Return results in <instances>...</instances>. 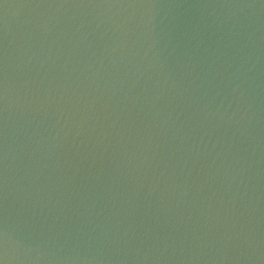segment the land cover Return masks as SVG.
Wrapping results in <instances>:
<instances>
[{
  "label": "water",
  "instance_id": "obj_1",
  "mask_svg": "<svg viewBox=\"0 0 264 264\" xmlns=\"http://www.w3.org/2000/svg\"><path fill=\"white\" fill-rule=\"evenodd\" d=\"M0 259L264 264V0H0Z\"/></svg>",
  "mask_w": 264,
  "mask_h": 264
},
{
  "label": "clouds",
  "instance_id": "obj_2",
  "mask_svg": "<svg viewBox=\"0 0 264 264\" xmlns=\"http://www.w3.org/2000/svg\"><path fill=\"white\" fill-rule=\"evenodd\" d=\"M0 262H2V264H6V261L3 259H0Z\"/></svg>",
  "mask_w": 264,
  "mask_h": 264
},
{
  "label": "snow or ice",
  "instance_id": "obj_3",
  "mask_svg": "<svg viewBox=\"0 0 264 264\" xmlns=\"http://www.w3.org/2000/svg\"><path fill=\"white\" fill-rule=\"evenodd\" d=\"M0 264H2V262H0Z\"/></svg>",
  "mask_w": 264,
  "mask_h": 264
}]
</instances>
